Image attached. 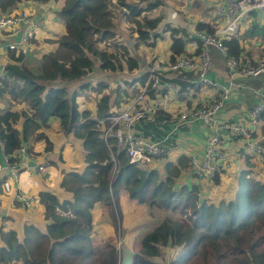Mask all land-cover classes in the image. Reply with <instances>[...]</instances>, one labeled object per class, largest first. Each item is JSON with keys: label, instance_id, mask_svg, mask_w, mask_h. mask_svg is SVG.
Segmentation results:
<instances>
[{"label": "trees", "instance_id": "obj_1", "mask_svg": "<svg viewBox=\"0 0 264 264\" xmlns=\"http://www.w3.org/2000/svg\"><path fill=\"white\" fill-rule=\"evenodd\" d=\"M22 1L0 0V12H7ZM164 5L165 0H62L58 15L64 22L65 33L57 38L58 47L39 61L25 60L24 54L12 55V61L3 69L0 98L8 94L10 102H24L27 106L19 110L0 107V149L9 156V161H17L14 153L23 144L34 151L37 140L44 141V150L52 149V141L44 129L50 125V118L55 117L63 133H71L81 141L86 166L80 172L63 170L60 186L73 193L72 200L61 199L50 190H39L47 220L45 231L26 224L24 237L19 241L15 230L0 229V263L123 264V250L114 238L103 237L97 244L92 243L91 208L97 202L108 207L117 235L121 230V192H124L127 198L139 203L169 210L143 234L129 264H264V181L243 171L234 194L214 203L201 195L196 183L175 187L182 171L171 163L165 165L166 176L160 177L157 169L132 162L124 150L118 151L114 137L107 140L102 137L99 120L108 113L111 93H115L117 104L122 94L136 96L148 71L132 79L124 78L108 92L102 90L106 87L104 83L98 84L95 88L102 94L96 102L95 115L79 109L77 91L69 88L68 82L84 77L96 66L100 70H121L125 61L129 71L138 68L142 60L131 47L136 42L154 46L159 35L157 28L164 18L162 10H158ZM150 11L158 12L149 15ZM117 15H123L130 23L135 38L131 46L116 39ZM261 18L255 17L243 34L223 38L225 53L211 47L212 63L227 68L228 56L253 62L245 56L241 39L264 37V16L258 22ZM195 27L215 29L201 21ZM163 31H168L171 38L169 60L189 54L186 43L190 36L185 26L166 23ZM103 42L113 50L100 46ZM198 51L199 46L195 54ZM185 73L193 76L192 72ZM148 93L154 96L153 91ZM177 120L158 108L154 120L139 121L136 128L143 137L151 139L167 135L166 142L170 143L171 129ZM111 153L115 154L116 162L110 158ZM215 182L218 183L217 175ZM164 247L179 250L165 259ZM152 256L162 259H151Z\"/></svg>", "mask_w": 264, "mask_h": 264}, {"label": "crops", "instance_id": "obj_2", "mask_svg": "<svg viewBox=\"0 0 264 264\" xmlns=\"http://www.w3.org/2000/svg\"><path fill=\"white\" fill-rule=\"evenodd\" d=\"M219 0H165L163 7L164 18L157 28L159 31L158 37L155 39L154 46L146 45L145 43L136 42V45L131 47V50L136 53L142 60L139 62V67L132 71V74L125 77V73L120 70H100L96 66L94 70L88 71L84 77L68 82L71 90L77 91L76 100L79 109H87L91 115L96 114V102L102 93L100 89L95 87L98 84H103V91H110L124 78L132 79L138 76L141 72L147 71L154 62L161 64L169 58V45L171 38L168 31H163L166 23L174 26H185L189 31L190 39L186 43V52L194 54L199 46L198 38L195 34L197 30L195 24L199 21L211 24L214 28L218 26L219 17L216 11H208L207 5L215 6ZM183 2V3H182ZM62 5V0H50L47 2H35L31 0H24L18 6L12 7L7 12H17L19 10L29 11L37 19L40 29L37 35L33 38L32 44L29 46V51L25 54L27 59L36 61L41 60V57L58 47L57 38L65 33L64 22L58 15L59 9ZM185 6V10L183 9ZM195 14L196 18L189 17V13ZM154 12V11H153ZM158 12V11H157ZM156 12V13H157ZM255 15L256 12H253ZM262 16L256 17V19ZM122 18V16H121ZM255 19L246 20L241 26L237 34H243L245 28ZM116 21V39L127 41L131 46L135 39L131 34L129 22L125 23L124 28L119 23L120 15L115 18ZM261 18L258 22H262ZM20 30L0 31V71L3 67L12 61V55L15 52L8 50L7 42L11 37L18 39ZM119 35L126 36L125 38ZM108 42V41H107ZM107 42H103L100 46H104ZM132 43V44H131ZM244 46L245 56L249 59L255 60L264 54V37H247L241 39ZM108 45V44H107ZM109 50H113L111 45H108ZM248 62V61H246ZM98 63L96 62V65ZM216 64V63H215ZM212 63L208 76L217 80L222 84H228L227 68L220 67L218 64ZM191 74V73H190ZM168 76H172L182 86L185 85V77L177 72H167ZM184 82V83H182ZM234 84L231 88L230 94L223 106L218 111L219 118L227 120H239L244 125L252 127V137L260 138V133L264 130V112L260 114L258 123L252 126L248 119V110L251 105L257 101L260 94H264V73L256 76H236ZM137 85V82H135ZM131 87H128L130 89ZM217 89L210 85H200L193 92H184L178 96L171 98L164 109L169 112L172 117L177 118L178 114L184 109L196 106L200 101L210 99L217 95ZM115 93L110 95V106L117 107L127 106L134 97H129L125 94L121 95L120 103L114 102ZM0 107H11L12 109H26L24 102L15 103L10 102L9 95L5 94L0 98ZM178 119V118H177ZM50 125L44 129L52 141V149L44 150V141L37 140L34 143L31 151L26 145L27 153L25 157V165L19 164L17 166L18 179L11 181L10 190H5L3 181L10 178L9 168L5 159V154L0 149V161H2V168L0 169V229H13L19 241L24 237V227L26 224H34L41 231H45L47 220L43 216V206L38 202H34L30 206H22L19 202L14 201L13 193L19 190L22 193L38 196L39 190H50L61 199H73L71 191L64 190L60 186V180L63 175V170L82 171L86 162L84 160L83 147L81 141L71 133L65 134L60 129V124L57 118H50ZM179 120L173 125L171 132L173 137L170 140L169 154L161 159H154L147 163L140 165L146 168H155L159 172L160 177L166 176L167 163H171L174 168H179L182 172L176 178L175 187L182 184L196 183L199 185L201 195H206L212 202L216 203L221 199L230 198L237 186L239 174L247 171V175L253 178L264 181V163L261 157L257 154L250 153L247 150L249 139L243 136H226L224 140V155L226 157L227 167L222 169L217 174L218 183H214L213 179L201 180L193 176L189 171V159L191 155L200 154L205 146L206 137L209 132L206 126L200 120H193L190 122L179 123ZM53 128L56 132V137L52 138L46 131L47 128ZM182 161L180 162V160ZM181 163V164H180ZM38 164L44 165V169L38 170ZM187 166V167H185ZM169 210L150 206L146 203H139L135 199L126 197L124 192H121V212L122 225L126 230L124 233L120 230L121 235L115 234L113 222L110 218L108 207L102 203H94L91 208L92 212V233L91 240L95 245L103 237H111L120 243V248L123 250L122 263L129 264L132 254L140 247V239L143 234L157 224L159 218L161 219ZM122 246V247H121ZM179 250V247H172ZM164 247V253L170 252ZM10 264V263H0Z\"/></svg>", "mask_w": 264, "mask_h": 264}, {"label": "built area", "instance_id": "obj_3", "mask_svg": "<svg viewBox=\"0 0 264 264\" xmlns=\"http://www.w3.org/2000/svg\"><path fill=\"white\" fill-rule=\"evenodd\" d=\"M215 11L220 18L218 26L213 31L206 29L195 31L199 41L197 54H181L174 60L168 59L161 64L154 62L148 68L145 82L132 101L125 107L109 105L107 115L99 120L102 137L105 140L114 137L117 150H124L130 161L138 164L147 163L166 157L170 151V143L166 142L167 135L158 139L143 137L136 128L139 121L154 120L155 111L158 108L164 109L171 98L184 92L191 93L200 85H210L218 90L216 96L184 109L177 116L178 124L200 120L209 129L202 152L190 156V173L201 180H208L227 167L224 155L226 136H243L249 139L247 150L259 155L264 163V130L260 133V138L256 139L252 137V127L249 125H244L239 120L222 119L217 115L230 94L236 76H256L264 72V54L253 62H243L234 56H228L226 59L228 84H222L207 75L212 66L211 47L219 48L225 53L222 39L237 34L246 20L258 16L263 18L264 0H219L215 4ZM39 29L37 19L29 11L0 12V31L20 30L18 39L11 37L7 42L8 50L15 52V55H25L29 51V46ZM167 72L182 74L185 77V85L182 86L172 76H168ZM185 72H192L193 76L189 77ZM3 76L4 70H1L0 79ZM148 90L153 91L154 96L151 97ZM263 111L264 94H260L248 110V119L252 126L258 123ZM26 153V145L23 144L14 153L17 161L10 162L9 156L5 154L4 160L10 174V178L3 181L5 190H10V179L13 181L18 179L17 166L21 164L28 167L25 163ZM110 158L116 162L115 154L111 153ZM2 163L0 161V169ZM36 169L42 170L44 165L38 164ZM13 196L14 201L22 206H30L39 201V196L28 195L19 190H15Z\"/></svg>", "mask_w": 264, "mask_h": 264}, {"label": "rangeland", "instance_id": "obj_4", "mask_svg": "<svg viewBox=\"0 0 264 264\" xmlns=\"http://www.w3.org/2000/svg\"><path fill=\"white\" fill-rule=\"evenodd\" d=\"M183 3V2H182ZM163 7L164 6H161V8H160V10H158V11H161V10H163ZM182 7H184L183 9L185 10V6H182ZM207 8L209 9L208 11H215V6L213 7H211V6H209V5H207ZM187 11H188V9H187ZM190 11V10H189ZM189 11H188V13H189ZM151 12V11H150ZM149 12V15H155L156 14V12H151L150 13ZM163 12H165V10H163ZM189 17H191V18H196V16H195V14H192V13H189ZM123 16V15H122ZM125 20V18H121V16H120V21H119V23L123 26L122 28H124V26H125V23H127V21L124 23L123 21ZM116 37H118V36H116ZM119 37H121V38H125L126 36H124V35H119ZM133 37H134V35H133ZM135 39V38H134ZM132 44V43H131ZM108 45L107 44H104V46H103V48H107L108 49ZM123 69H124V71H123ZM120 71H123L126 75H125V77H128L129 75H131L132 74V71L133 70H128L127 69V66H126V63H125V61H122V67H121V70ZM48 133H49V136L50 137H52V138H55L56 137V132H55V130L53 129V128H51V127H49V128H47V130H46ZM172 216H174V217H178V215L177 214H173ZM121 225H122V221H121ZM121 231H123V233L126 231L124 228H123V230H121ZM121 235V233H118L117 234V239L116 240H118V236H120ZM118 244V243H117ZM118 246L120 247V243L118 244ZM122 247V246H121ZM167 251H170V252H166L165 253V255H164V258L165 259H167V257L168 256H172V255H175L176 253H177V249L176 248H172V249H168ZM172 254V255H171ZM122 259H124V257L122 258ZM151 259H158V260H161L162 258L161 257H159V256H156V257H151Z\"/></svg>", "mask_w": 264, "mask_h": 264}, {"label": "water", "instance_id": "obj_5", "mask_svg": "<svg viewBox=\"0 0 264 264\" xmlns=\"http://www.w3.org/2000/svg\"><path fill=\"white\" fill-rule=\"evenodd\" d=\"M153 34L155 33V31L152 32Z\"/></svg>", "mask_w": 264, "mask_h": 264}]
</instances>
